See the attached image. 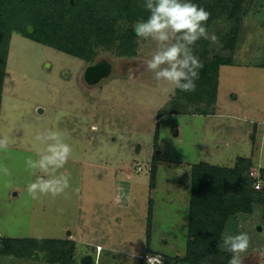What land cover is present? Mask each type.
<instances>
[{
  "label": "rangeland",
  "instance_id": "rangeland-1",
  "mask_svg": "<svg viewBox=\"0 0 264 264\" xmlns=\"http://www.w3.org/2000/svg\"><path fill=\"white\" fill-rule=\"evenodd\" d=\"M235 1L237 16H220L208 31L216 42L192 46L202 63H232L221 67L217 99L206 115L205 103L184 99L147 69L158 47L151 38L138 37L135 54L120 44L97 47L89 63L12 34L0 114V138L9 140L0 165L10 173L0 172V237L73 243L75 264L87 257L96 264H147L149 255L181 264L188 251L193 166L235 169L242 157L251 161V178H264V0ZM90 65L111 68L109 76L87 84ZM47 130L59 131L72 148L59 170L70 174L71 187L67 195L34 200L27 187L39 173L33 175L25 161L38 158L44 145L35 136ZM239 233L250 238L243 264H264L262 205L230 218L224 236ZM31 251L19 258L0 238V264H50L55 258Z\"/></svg>",
  "mask_w": 264,
  "mask_h": 264
},
{
  "label": "trees",
  "instance_id": "trees-1",
  "mask_svg": "<svg viewBox=\"0 0 264 264\" xmlns=\"http://www.w3.org/2000/svg\"><path fill=\"white\" fill-rule=\"evenodd\" d=\"M0 0V114L5 74L14 32L42 46L92 63L95 49H111L117 44L122 51L135 54L138 37L134 25L147 20L150 11L144 7L145 0ZM235 0H194L199 7L210 13L204 24L207 31L212 23L223 15L234 19L239 12ZM234 3V4H233ZM34 27L31 34L29 27ZM198 44L205 45V39ZM193 92H183L184 99L192 103H205L208 114L216 102L221 67L230 66V61L217 59L203 62ZM162 118V117H160ZM155 149L159 147V132L154 139ZM159 156L153 157L150 188L157 187ZM251 161L239 157L235 169L197 164L192 168V199L190 203V226L188 251L181 264H228L231 254L218 248L223 242L225 229L230 218L240 213L251 214L254 206L264 207V186L257 191V182L250 177ZM264 183V178L260 180ZM127 190V189H126ZM149 229L147 249L151 251L153 238L154 202H149ZM9 253L24 258L32 249L50 254L55 258L50 264H75V244L67 241L42 239L2 238ZM72 251L65 252V246ZM13 250L10 251V250ZM17 252H14V250ZM52 261V262H51ZM74 261V262H73ZM81 264H96L93 257L83 259Z\"/></svg>",
  "mask_w": 264,
  "mask_h": 264
},
{
  "label": "clouds",
  "instance_id": "clouds-1",
  "mask_svg": "<svg viewBox=\"0 0 264 264\" xmlns=\"http://www.w3.org/2000/svg\"><path fill=\"white\" fill-rule=\"evenodd\" d=\"M144 7L150 11V16L147 20L136 22L135 34L140 38H151L158 45L147 61V69L154 73L157 81L165 82L173 89L195 91V81L203 64L193 54L192 46L201 38L213 43L217 40L204 26L210 13L191 0H145ZM35 141L44 147L37 152V159L28 157L25 161L33 175L39 173L27 187L29 195L34 200L44 196L56 198L67 195L71 187L70 174L59 170L70 158L71 146L55 130L38 133ZM8 147V138H0V151L7 152ZM0 172L10 174L6 165H0ZM249 243L247 233L225 235L218 248L231 254L228 264H243L241 254L248 250ZM146 261L147 264H163L159 256L149 255Z\"/></svg>",
  "mask_w": 264,
  "mask_h": 264
},
{
  "label": "water",
  "instance_id": "water-1",
  "mask_svg": "<svg viewBox=\"0 0 264 264\" xmlns=\"http://www.w3.org/2000/svg\"><path fill=\"white\" fill-rule=\"evenodd\" d=\"M101 65H98L96 67H92L88 70V76L91 74H98L97 76L103 77H107L110 74V68L109 67H103L101 69H99Z\"/></svg>",
  "mask_w": 264,
  "mask_h": 264
},
{
  "label": "crops",
  "instance_id": "crops-1",
  "mask_svg": "<svg viewBox=\"0 0 264 264\" xmlns=\"http://www.w3.org/2000/svg\"><path fill=\"white\" fill-rule=\"evenodd\" d=\"M75 66V65H74ZM97 65H90L87 69H86V71H85V73H84V81L86 82V80H87V82H88V78H89V76H88V70L90 69V68H92V67H96ZM98 78H96L95 80H93V83H100V81H102V79H104L105 77H101V75L100 76H97ZM0 238H5V237H0ZM6 238H10V237H6ZM10 239H17V238H10ZM30 239H35V238H30Z\"/></svg>",
  "mask_w": 264,
  "mask_h": 264
},
{
  "label": "flooded vegetation",
  "instance_id": "flooded-vegetation-1",
  "mask_svg": "<svg viewBox=\"0 0 264 264\" xmlns=\"http://www.w3.org/2000/svg\"><path fill=\"white\" fill-rule=\"evenodd\" d=\"M97 66H98V65H97ZM101 68H103L102 65L99 67V69H101ZM110 69H111V68H110ZM97 75H98V74H91V75L89 76V78H88V82H87V80H86V83H87V84H88V83H93V80H95L96 78H98Z\"/></svg>",
  "mask_w": 264,
  "mask_h": 264
},
{
  "label": "built area",
  "instance_id": "built-area-1",
  "mask_svg": "<svg viewBox=\"0 0 264 264\" xmlns=\"http://www.w3.org/2000/svg\"><path fill=\"white\" fill-rule=\"evenodd\" d=\"M254 176V175H253ZM261 179V178H260ZM256 189L257 190H260L261 189V182H259V183H257V185H256Z\"/></svg>",
  "mask_w": 264,
  "mask_h": 264
}]
</instances>
